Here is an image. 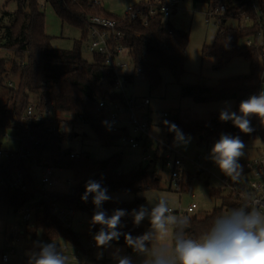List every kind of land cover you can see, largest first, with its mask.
<instances>
[{"label":"trees","instance_id":"trees-1","mask_svg":"<svg viewBox=\"0 0 264 264\" xmlns=\"http://www.w3.org/2000/svg\"><path fill=\"white\" fill-rule=\"evenodd\" d=\"M192 1L194 4H208L210 11L226 1L224 16L216 17L220 23L214 41L211 45H204L201 54L204 58H215L216 68L225 66L235 58H243L249 65L247 73L222 78L214 85L182 83L190 33L176 29L161 12L148 18L145 25L142 20H131L109 13L91 0H44V3L52 7L62 24L81 31V39L75 40L72 48L66 50L52 45L51 37L45 30L46 19L40 0H6L4 6L15 2L17 10L14 13L2 11V17H8L10 23L3 27L0 48L13 52L16 59L12 61L9 71L6 60H0V86L3 85L4 76L9 75H18L19 84L16 88L10 87L7 103L0 106V129L19 136L27 154L22 159H14L7 167L8 173L21 172L24 175L26 188H0V205L17 213L35 198L40 199L46 194L51 201H57L76 213H86L88 216L86 235H81L46 210L42 217H38L35 223L26 228V233L32 234V239L40 231L45 243L64 240L83 250V239L99 230V225L90 227L95 207L91 195L87 202L81 200L89 179L100 181L108 189V193L137 195L148 190L161 189L162 177L157 174L156 165L161 163L163 168L164 155L159 149L155 151L154 160L150 164L142 163L125 173L122 172V153L94 160L85 152L76 156L72 149L64 147L65 141L73 138V134L66 132L65 127L76 122L60 118L59 113L69 114L70 118L81 116L92 127L101 147H112L123 136L128 135L126 129L118 132L111 130L104 113L98 109L100 101L121 100L122 97L112 90L113 77L106 72L102 58L92 56L91 62L83 58L82 47L88 38V21L92 16H104L117 22L118 29L123 33L122 46L128 49L133 67L132 73L127 75L130 83L143 76L152 91L162 83V72L167 71L180 85L182 97L190 98L197 104L230 100L234 102L235 112H238L242 100L264 90V0ZM153 4L154 0H142L138 5H143L144 14L147 15L148 6ZM242 15L252 20L250 27L226 26L231 18L241 23ZM246 40L253 42L246 46ZM32 97L40 103L41 109L45 110L53 104L54 117L41 121L23 119ZM20 120L22 123L17 124L16 121ZM165 120L177 125L183 133L197 136L199 145H208L216 142L221 134H229L240 136L245 145L259 140L264 151V125L255 116L251 118V126L255 130L251 134H244L231 121L221 122L219 112H212L207 118L192 119L189 122H182L179 114L175 113L163 117L160 123L167 138L171 139L175 133L168 131L163 123ZM47 167L61 168L72 174L74 185L71 193H45L39 183V175ZM245 175L246 171L238 183L229 178L228 180L231 184L242 182L240 190H243L247 185ZM191 179L192 176L185 173L180 194L189 192ZM223 179L227 177L223 175ZM209 194L219 205L202 219L190 217L189 226L185 230L186 236L199 238L217 217L241 205L238 198L225 193L222 188L211 187ZM143 201V198L129 201L109 200L104 202L103 209L108 215L116 209L131 212L138 209ZM122 224L124 227L121 231L133 236L141 235L149 228V222L134 226L131 216L122 218ZM111 243L125 246L132 252L125 244L123 236L119 241Z\"/></svg>","mask_w":264,"mask_h":264},{"label":"rangeland","instance_id":"rangeland-1","mask_svg":"<svg viewBox=\"0 0 264 264\" xmlns=\"http://www.w3.org/2000/svg\"><path fill=\"white\" fill-rule=\"evenodd\" d=\"M41 2V10L45 14L46 19L45 30L51 37L52 45L58 49H71L74 41L81 39V31L76 27L62 24L52 7L44 3V1ZM178 8V11L172 14L168 20L173 23L172 25H175L174 27L176 29H181L190 33V39L186 50L185 73L181 77L182 83L214 85L219 79L248 72V62L243 58H235L225 66L216 68L217 61L215 58L202 57V47L213 43L220 23L219 19L208 16V4L197 3L196 6H194L192 0H181ZM3 10L14 13L17 10V4L15 2H10L7 6H2L0 8V37L2 36L3 27L10 23L8 17H2ZM122 10L123 9L119 10L117 15L123 16L124 10ZM238 25H240V22L233 18L229 19L226 23L227 27H237ZM82 55L83 58L89 62L93 59L88 52L87 42L84 43L82 47ZM1 59L6 60V67L9 71L12 61L16 58L13 52L0 48V60ZM124 59L127 60L126 55ZM131 69L132 65H129V71ZM18 84V75L4 76L3 85L0 86V106L7 103L10 87L16 88ZM134 90L137 94L151 97L152 104L150 109L153 110V120L155 124L160 121L164 113L172 116L179 112L180 119L187 121L192 117L207 118L210 112H218L226 106L225 104L217 105L219 104L218 102L212 104H197L190 98L182 97L180 94V85L176 83L172 74L167 71L162 72V83L155 90H149L148 82L143 76L136 78ZM31 101H36V99L32 97ZM228 102L229 104H233L230 100H228ZM59 117L62 119L66 117L68 119L70 118L69 114L66 113H59ZM65 129L73 134V138L69 141H65L64 147L72 149L76 153L85 152L94 160L104 159V157L109 155L112 151L114 152L116 151L115 149L121 147V144L116 143L112 147L103 149L92 127L87 124L69 123ZM152 132L156 134L162 142L165 143L168 141L174 151L186 155L187 160L185 169L188 174L192 176L189 192L182 194L174 192L173 197L169 200L170 206L174 208V214L178 215V212H184L190 204H197V208L193 213L187 215L182 214V216H187L188 218L195 216L199 219L204 218L215 208V201L209 194L210 188H222L225 190V193H228L223 184V174L210 159L213 143L210 144L209 147L205 144L198 145L195 135L184 133L186 137L191 138L190 142L186 146H174V137L167 139L165 136L166 131L163 128L159 130L153 129ZM5 134H8L10 138L7 143L0 144V147L4 150L18 149L19 137L14 132L0 129V137ZM263 158L264 151L260 141L254 140L246 144L245 155L239 160V163L243 166L245 171V163L253 160H262ZM146 163L150 164V162H145V164ZM156 169L162 171L165 178L167 177V171L161 167V163L156 165ZM59 176L62 180H66L67 178H71L72 174L70 172H65ZM165 182L166 181L162 179L161 184L163 185ZM70 188L71 185L69 184L65 185L63 182H57L50 188V191L66 193L70 191ZM192 196H194V198ZM87 220L88 216L86 213H78V215L75 216L73 228L80 233L86 232ZM20 222V213H16L12 209L0 205V264H27V253L34 249L35 242L40 241L45 243L40 231L37 233L36 239H31L32 234L20 236L19 242L14 248V252L9 254L10 261L8 263H3L1 260L2 253H9L10 250L4 240L5 230L8 225H17ZM144 224L146 225L147 222ZM54 243H57L67 256L71 254L66 253L64 250L65 246H67L66 241L59 240L54 241ZM117 249H119L120 255L132 256L135 264L136 255L134 253H128L126 251L128 249L125 246L119 245H113L112 248L103 250V256L99 260H101V262L105 260L104 262L108 264L107 260L111 259L109 264H116V261L113 259V253ZM99 251L101 250L97 248L93 250L96 259H98L97 253ZM75 263L76 262H74V264Z\"/></svg>","mask_w":264,"mask_h":264},{"label":"clouds","instance_id":"clouds-1","mask_svg":"<svg viewBox=\"0 0 264 264\" xmlns=\"http://www.w3.org/2000/svg\"><path fill=\"white\" fill-rule=\"evenodd\" d=\"M225 105L219 120L231 121L241 133L251 134L255 130L251 126L253 116L264 125V90L242 100L238 112L231 110L229 102ZM163 123L169 132L175 133L174 146H186L190 142L191 138L177 125L167 120ZM245 147L240 136L221 134L211 148L212 162L236 183L244 172L239 160L245 155ZM90 195L95 206L90 227L99 225L93 236L96 248L101 250L97 253L98 259L102 258L103 250L113 247L111 242L123 236L141 264H264V196L245 193L239 207L217 217L199 238H192L185 235L189 218L174 214L166 196L146 197L150 207L141 205L131 212L116 209L108 215L103 209L104 202L112 199L108 189L100 181L89 179L81 200L87 202ZM125 216L132 217L134 226L147 220L148 230L138 236L122 232ZM27 255V264H70L69 257L54 242L37 241ZM113 259L116 264H134L132 256L120 255L119 249L113 253Z\"/></svg>","mask_w":264,"mask_h":264},{"label":"built area","instance_id":"built-area-1","mask_svg":"<svg viewBox=\"0 0 264 264\" xmlns=\"http://www.w3.org/2000/svg\"><path fill=\"white\" fill-rule=\"evenodd\" d=\"M44 1V0H40ZM96 4L98 2L94 1ZM180 0H154V4L148 6V14L145 15V8L137 5H129L126 7L123 17L131 20H142L145 25L148 23V18L155 16L158 12L164 15V18L168 19L173 12L177 9ZM227 8L226 1L221 2L213 10L209 11L208 16L216 18L224 16ZM242 22L240 25L243 28L250 27L252 20L245 15L241 16ZM123 33L118 29L117 22L106 18L104 16H92L88 21V38L87 48L91 56H97L102 58L106 72L110 73L113 77L114 88L112 90L122 97L121 100H102L98 103L99 111H102L105 115L106 122L111 130L118 132L121 130H128V135L123 136L118 142L125 148L129 149H143L144 156L143 162H151L154 160V155L148 154L146 149L147 142H154L161 144L165 150L164 165L163 168L169 174L170 185L174 192L179 193L181 191L185 166L184 161L186 157L172 150L168 145L158 142L151 134V118L148 106L150 100L148 98L136 99L129 94V88L131 83L127 80V75L131 74L129 71V65H132L129 59V51L122 46ZM85 42V43H86ZM252 40H246V46L252 44ZM126 55L127 60L124 59ZM11 86V84H10ZM55 107L53 104L49 105L47 109H41L40 103L31 101L26 109L23 119L41 121L45 118H53ZM165 114L164 117H167ZM69 121L76 123L86 124L81 116L77 118H65ZM17 124H21L22 121H16ZM88 125V124H87ZM19 137V136H18ZM9 135L5 134L1 139L8 142ZM30 141L32 139L30 138ZM27 150L22 144V139L19 137V148L4 150L0 147V188H6L11 190H17L19 188L25 189L24 175L21 172L8 173L7 167L14 159H22L26 156ZM76 156L79 153L74 152ZM74 154L71 156L74 157ZM246 176L249 175L251 179L248 181L245 189L240 190L242 182L240 184H231L227 179L223 180L225 188L228 193L234 198H238L243 203V196L245 193H252L256 197L264 196V158L262 160H253L245 163ZM67 171L61 168L47 167L41 170L39 175V183L43 187L45 193L49 192L56 181L58 176ZM65 184L71 185L70 193L73 190V179L67 178L64 180ZM196 204H191L184 212H179L178 215H187L193 213L196 209ZM49 210L61 223L65 224L68 228L73 227V220L75 211L72 208H68L60 205L57 201H51L47 195H43L40 199L35 198L30 203L26 204L17 213L21 214V222L18 225H8L5 230V243L10 248L9 253H2L1 260L3 263L10 261L9 254L14 252V248L19 242L20 236L27 235L26 228L35 223L38 217H42L43 212ZM88 246H84L83 250L72 246L73 257L76 260L75 264H89L90 256L89 252L94 249L95 243L92 240L87 241ZM69 244V243H68ZM74 264V262L72 263Z\"/></svg>","mask_w":264,"mask_h":264},{"label":"crops","instance_id":"crops-1","mask_svg":"<svg viewBox=\"0 0 264 264\" xmlns=\"http://www.w3.org/2000/svg\"><path fill=\"white\" fill-rule=\"evenodd\" d=\"M91 1H96V2H98L107 12H109V13H113V14H118V12H119V10H121V9H123L124 10V12H125V8H126V6L128 7L129 5H138V4H140L141 3V1L142 0H91ZM5 2H6V0H0V8L2 7V6H4L5 5ZM180 3H181V0H180V2H179V4H178V6L180 5ZM126 5V6H125ZM194 6H196V4H194ZM178 7H177V9L173 12V14L175 13V12H177L178 11ZM122 10V11H123ZM209 11H210V8H209V10H208V12H207V14L209 13ZM124 14V13H123ZM171 22V21H170ZM172 23V22H171ZM173 24V23H172ZM173 26H175V25H173ZM131 71V73H132V71H133V67H132V69L130 70ZM140 77V76H139ZM136 80V79H135ZM220 80V79H219ZM218 80V81H219ZM135 82V81H134ZM134 82L133 83H131V85H130V88H129V94L130 95H132L133 97H135L136 99H138V100H140V99H144V98H148L149 100H150V105L148 106V110H149V112H150V118H151V127H150V134L156 139V140H158V142H160V143H162V144H166V145H168L171 149H172V147L170 146V144H169V142L167 141V142H162L161 141V139L156 135V134H153V132H152V130L153 129H156V130H159L160 128H162L161 127V125H160V123H161V120H162V118L164 117V115L165 114H167V113H164L163 114V116H162V118L160 119V121L159 122H157V124H155V122H154V120H153V110H151L150 109V107H151V104H152V99H151V97L150 96H148V95H140V94H137L136 92H135V90H134ZM133 88V89H132ZM225 102H228V101H220V102H218L219 104H217V105H223V104H225ZM217 103V102H216ZM232 103L233 104H230L231 105V110L232 111H235L234 110V102L232 101ZM209 104H212V103H209ZM221 107V106H220ZM212 112H214V111H212ZM219 113H220V111H218ZM211 113V112H210ZM209 113V114H210ZM178 114H179V112H178ZM179 116H180V114H179ZM209 116V115H208ZM204 119V118H200V117H192V118H190L189 120H187V121H184V120H181L182 122H189V121H191L192 119ZM65 131H66V129H65ZM66 132H68V131H66ZM165 136L167 137V133L165 132ZM2 137V136H1ZM1 137H0V140H2L1 139ZM197 137V136H196ZM168 139V138H167ZM198 137H197V144L199 145V143H198ZM1 144H5V141L4 142H2ZM210 144H212V143H209L207 146L209 147V145ZM213 144H214V142H213ZM103 149L104 148H106V147H102ZM146 149H147V151H148V154H152V155H154V153H155V151L156 150H160V152L162 153V155L165 153V150H164V148H163V146L161 145V144H156V143H154L153 141L151 142H147L146 143ZM116 151H112L109 155H107L106 157H104V158H107V157H109V156H111L112 154H114V153H122L123 154V165H122V172H125V173H127V172H129L130 170H132V169H134V168H136V167H138L139 165H141L142 163H144L143 162V156H144V150L143 149H141V148H139V149H129V148H125V147H123V146H121L120 148H118V149H115ZM173 150V149H172ZM119 151H121V152H119ZM177 152V151H176ZM179 153V152H178ZM180 154V153H179ZM181 155H183V156H185L186 157V155L185 154H183V153H181ZM186 160H187V158H186ZM186 160L184 161V166H185V164H186ZM152 162V161H151ZM165 170V169H164ZM185 172L186 173H188L187 171H186V169H185ZM157 174H160L161 175V177H162V179H164L166 182H165V184H161V189L160 190H148V191H145V192H142V193H138L137 195H134V194H117V193H109V195L112 197V199L111 200H116V201H129V200H133L134 198H143L144 199V201H143V203L141 204V205H144V206H147V207H150V205H148V202H147V200H146V197H149V198H154V197H162V196H166L169 200L173 197V193H174V191H172V189H171V185H170V177H169V174H168V172H167V177L165 178L164 177V174H163V172L162 171H158L157 170ZM59 178H58V180L56 181V183L57 182H63L64 184H65V182H64V180H62L61 178H60V176H58ZM245 177L248 179V181L251 179V177L249 176V175H245ZM224 180V179H223ZM55 183V184H56ZM66 185V184H65ZM225 187V186H224ZM71 190V189H70ZM227 190V189H226ZM228 191V190H227ZM49 192H51L50 190H49ZM53 193H59V192H53ZM66 193H70V191L69 192H66ZM179 197H181V196H179ZM193 198H194V196H192ZM215 201V208L219 205V202H217L216 200H214ZM140 205V206H141ZM191 205V204H190ZM189 205V206H190ZM139 206V207H140ZM188 206V207H189ZM196 206H197V204H196ZM197 208V207H196ZM214 209V208H213ZM212 209V210H213ZM179 213V212H178ZM78 215V213H76L75 212V216H77ZM75 216L73 217L74 218V220H73V223H74V221H75ZM180 216H182V215H180ZM145 222H148L147 220H144L141 224H140V226L141 225H145L144 223ZM20 224V223H19ZM18 224V225H19ZM72 229L74 230V231H76L77 232V230H75L73 227H72ZM77 233H79V234H81V235H86V232H84V233H80V232H77ZM31 235V234H30ZM36 236H37V234H36ZM93 236L94 235H91V236H89V237H85L84 239H83V244H84V246H88L87 244V241H88V239L87 238H89L90 240H92L93 242H94V239H93ZM31 239H32V237H31ZM36 239V238H35ZM95 243V242H94ZM94 249H96V247L94 248ZM94 249H92L90 252H89V256H90V260H89V264H106L104 261L105 260H103L102 262H101V260H99V259H96L95 258V255H94V253H93V250ZM65 252L66 253H71L70 255H68V257H69V260L73 263V262H76V260H75V258L73 257V248H72V246L70 245V244H68L67 243V246H65ZM71 250H72V252H71ZM69 251V252H68ZM128 253H131V254H133V252H130L129 250H126ZM75 260V261H74ZM109 261H111V259H108L107 260V262H108V264H109ZM70 262V264H72ZM135 264H141V261H140V258H138L137 256H135Z\"/></svg>","mask_w":264,"mask_h":264},{"label":"water","instance_id":"water-1","mask_svg":"<svg viewBox=\"0 0 264 264\" xmlns=\"http://www.w3.org/2000/svg\"><path fill=\"white\" fill-rule=\"evenodd\" d=\"M4 141H5L4 139L0 140V144H1L2 142H4ZM47 243H49V242H47ZM47 243H46V244H47Z\"/></svg>","mask_w":264,"mask_h":264}]
</instances>
